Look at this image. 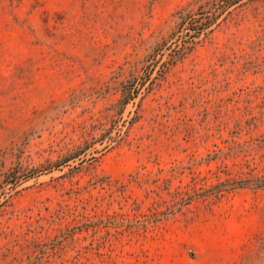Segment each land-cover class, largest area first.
I'll use <instances>...</instances> for the list:
<instances>
[{
    "label": "rangeland",
    "instance_id": "obj_1",
    "mask_svg": "<svg viewBox=\"0 0 264 264\" xmlns=\"http://www.w3.org/2000/svg\"><path fill=\"white\" fill-rule=\"evenodd\" d=\"M229 1L0 0V264H264V0Z\"/></svg>",
    "mask_w": 264,
    "mask_h": 264
},
{
    "label": "trees",
    "instance_id": "obj_2",
    "mask_svg": "<svg viewBox=\"0 0 264 264\" xmlns=\"http://www.w3.org/2000/svg\"><path fill=\"white\" fill-rule=\"evenodd\" d=\"M231 1V0H230ZM229 1V2H230ZM184 11L183 10H181L180 11V17H182V18H184V16H186L187 14H185V13H183ZM257 181H259L258 183H259V185H264V178H257L256 179Z\"/></svg>",
    "mask_w": 264,
    "mask_h": 264
}]
</instances>
